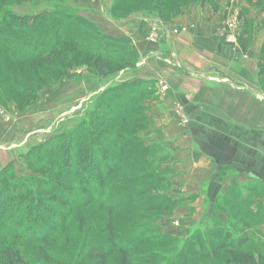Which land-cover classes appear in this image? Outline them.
<instances>
[{"label": "rangeland", "instance_id": "374dc122", "mask_svg": "<svg viewBox=\"0 0 264 264\" xmlns=\"http://www.w3.org/2000/svg\"><path fill=\"white\" fill-rule=\"evenodd\" d=\"M36 2L17 1L9 8L13 12L12 9L20 10L17 6L24 5L27 8L20 11L28 12L34 6L46 4L41 0ZM79 2L63 0L58 6L80 16ZM157 3L160 4L157 0H125L120 14L156 9ZM53 4L56 2L49 4L47 11ZM247 4L258 10L263 8L256 0ZM178 10L175 3L167 4L161 15H175ZM235 16L232 25L233 29L238 28L235 39L247 30V35L242 36L246 49L240 48L246 53L250 42L256 41L259 25L264 29V17L260 19L257 13L249 17L245 8H240ZM237 19L241 20L238 25ZM93 44L100 49L110 46L121 53L127 48L101 38H96ZM237 44L240 47L238 41ZM261 47L257 61H251L257 65L256 75ZM47 50L45 46L42 52ZM81 56L84 57L70 54L69 58L76 59L78 64L66 70L85 65ZM51 59L62 60L54 55ZM47 60L50 57L13 66L6 73L0 69V81H4L0 82V120L9 125L11 134L16 133L14 141L19 138L29 148L26 155L20 153L14 162L0 169L3 204L0 208L6 210L0 217V238H5L0 239V264H5L6 257L14 251L30 264H95L87 252L95 246L107 248L114 242L118 248L126 249L128 258L135 264H264V180L245 179V183L243 179L232 180L212 215L208 210L212 195H203V209L191 219L196 223H189L190 230L186 232L190 233H184L178 221L183 224L186 214L177 206L184 197L185 187L194 180L186 179L181 169L178 170L173 162L176 153L161 146L147 150L136 142L129 144L124 140L135 134L133 125L139 115L134 109L126 112L122 105L115 107L112 97L103 100L112 102L113 112H102V92L96 95L89 90L84 97L51 98L48 87L51 83L41 87L38 81L39 73L48 76L59 72L48 69ZM169 60L180 69L175 59ZM6 61L5 53H0V66ZM116 68L119 66L106 69ZM89 69L102 77V72ZM17 73L23 74L20 79L25 83L10 88V77L17 80ZM258 89V97L264 103L259 83ZM19 90H34L35 96L23 98L17 93ZM36 100L38 103L33 104ZM20 124L24 129L18 137ZM255 167L254 173H258ZM211 186L212 192L216 185ZM196 198L192 195L190 200ZM46 212L52 214L50 218L40 216ZM28 220L35 233L47 234L45 241H35L25 234ZM13 231L21 236L11 237ZM241 253L253 254L254 262H242ZM120 258L121 253L115 251L107 264H120Z\"/></svg>", "mask_w": 264, "mask_h": 264}, {"label": "crops", "instance_id": "0c3cea01", "mask_svg": "<svg viewBox=\"0 0 264 264\" xmlns=\"http://www.w3.org/2000/svg\"><path fill=\"white\" fill-rule=\"evenodd\" d=\"M115 2L80 0L79 15L115 44L125 45L130 64L105 69L102 77L85 65L68 69L48 86L49 92L51 98L61 99L99 91L105 113L113 112L112 102L103 100L106 97L114 98L115 107L122 105L126 112L134 109L139 115L135 134L124 140L176 153V167L186 179L194 180L177 206L186 214L178 225L187 234L188 225L196 223L191 220L194 214L203 209V195H212L208 207L212 215L232 180H264V103L258 97L257 65L251 64L257 61L264 29L259 25L256 41L243 53L235 39L238 28L232 26L240 8L260 19L264 11L247 0H210L192 2L170 16L153 9L121 15ZM37 6L28 12L20 11L27 8L24 5L12 10L28 17L48 10L44 3ZM0 124L1 169L29 148L19 138L14 141L16 133L11 134L7 123L0 120ZM22 129L20 124L18 137ZM256 165L258 173H254ZM192 195L197 198L190 200Z\"/></svg>", "mask_w": 264, "mask_h": 264}, {"label": "trees", "instance_id": "16d2710c", "mask_svg": "<svg viewBox=\"0 0 264 264\" xmlns=\"http://www.w3.org/2000/svg\"><path fill=\"white\" fill-rule=\"evenodd\" d=\"M28 2L35 3L38 0H0V53H5L7 61L1 64L0 69L5 73L13 68V66L22 65L23 63L30 62L32 60L46 59V67L48 69H58V73H54L48 76H43V74H38V81L41 82V87L47 84L55 82L61 74L72 65L78 64L76 59L72 57L69 58L70 54L79 53L84 55L82 63L92 68L95 71L102 72L109 66H125L130 64L128 58V52L125 49L121 53L115 52L114 48L111 49L110 46H106L100 49L97 45L93 44L96 42V38L105 39L111 41L106 36H103L96 26L90 21L78 16L77 14L70 11H63L61 7L58 6L63 0H41L45 2L48 6L53 2V8L41 15H36L32 17L19 16L14 12L10 11L9 6L14 2ZM125 0H116L115 6L120 7ZM154 1V0H150ZM160 2L153 10H156L160 15L163 12L164 6L167 4L175 3L177 8H182L188 6L190 3H204L210 0H157ZM250 1V0H247ZM59 2V3H58ZM264 9V0H256ZM38 3V2H36ZM8 6V7H7ZM243 13V11H241ZM240 13V18L243 14ZM10 21L6 23L5 21ZM52 24V25H50ZM57 26V27H56ZM62 27V28H61ZM247 35V30L238 36L237 41L242 50L246 49V40L242 38L243 35ZM48 47L46 52H42L44 47ZM62 58L61 61L51 59V56ZM73 59V60H72ZM53 72V70H52ZM17 80L15 77L12 78V83H10V88H14L15 85L19 83H25L20 79L22 73H17ZM24 77V76H22ZM19 79V80H18ZM257 79L261 90L264 92V40L260 50L258 59V72ZM3 82L4 81H0ZM21 97L32 98L35 96V91L31 92L26 90H19L17 92ZM121 107V106H120ZM123 107V106H122ZM104 112V111H102ZM125 113V111H124ZM119 128L122 125L118 124ZM117 139V135H115ZM121 139V138H120ZM113 141H116L113 139ZM149 150L148 148H146ZM1 177V174H0ZM0 204H2L0 202ZM3 206V204H2ZM20 209H22L20 207ZM5 208H0V217L5 214ZM52 214L46 212L41 213V217L50 218ZM28 219V218H27ZM1 221V218H0ZM27 222V221H26ZM30 222V220H28ZM24 223V222H23ZM29 224L25 226L24 232L28 233V236L35 241H45L44 235H39L34 232V227H29ZM11 237L21 236L17 235L16 231L12 232ZM51 235V234H50ZM6 238L7 235L5 236ZM4 240L5 238H0ZM242 242V239L240 240ZM44 243V242H43ZM114 242L110 244L107 248L95 246L87 252V256L90 259L95 260V264H107L108 258L115 252L119 251L121 253L120 264H135L131 259L128 258L127 251L125 248H118ZM242 243H240L241 245ZM9 249V248H8ZM6 249V251L8 250ZM10 256L6 257L5 264H30L23 260V257L18 251L9 253ZM242 262L253 263L255 258L253 254L241 253L239 256ZM1 259V258H0ZM12 259V261H11Z\"/></svg>", "mask_w": 264, "mask_h": 264}, {"label": "built area", "instance_id": "2783aa9c", "mask_svg": "<svg viewBox=\"0 0 264 264\" xmlns=\"http://www.w3.org/2000/svg\"><path fill=\"white\" fill-rule=\"evenodd\" d=\"M236 33H237V32H236ZM182 120L185 122V121H186L185 117H183Z\"/></svg>", "mask_w": 264, "mask_h": 264}]
</instances>
